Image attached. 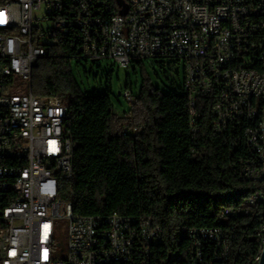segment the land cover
I'll list each match as a JSON object with an SVG mask.
<instances>
[{
    "label": "built area",
    "instance_id": "obj_1",
    "mask_svg": "<svg viewBox=\"0 0 264 264\" xmlns=\"http://www.w3.org/2000/svg\"><path fill=\"white\" fill-rule=\"evenodd\" d=\"M0 264H166L158 254L164 230L151 217L68 214L63 182L75 177L79 144L61 123L65 105L56 97L33 94V62L48 54L50 39L69 37L79 60L108 61L121 68L155 59L184 65V89L192 114L210 104L214 130L242 149L251 129V150L241 159L240 179L264 183V94L258 62H264V0H0ZM62 26V33H52ZM27 72V79H20ZM128 103L132 90L122 93ZM138 133L123 128L124 135ZM20 153V160H10ZM243 161H245L243 163ZM7 197L16 208L2 211ZM260 209L264 190L243 207L221 211L222 220ZM58 219L70 221L69 253L55 258ZM101 221V231H93ZM144 223V234H137ZM264 223V220H262ZM192 264H225L229 241L220 228L190 231ZM264 240V233L258 234ZM214 245V260L205 257ZM208 251V253H209ZM145 254V261H138ZM260 264V261H259Z\"/></svg>",
    "mask_w": 264,
    "mask_h": 264
},
{
    "label": "trees",
    "instance_id": "obj_2",
    "mask_svg": "<svg viewBox=\"0 0 264 264\" xmlns=\"http://www.w3.org/2000/svg\"><path fill=\"white\" fill-rule=\"evenodd\" d=\"M77 56L69 37L50 39L33 81L35 96L56 97L66 106L67 136L79 144L75 177L63 182L61 200L72 203L74 214L80 216L153 218L164 230L157 252L166 264H192L190 231L203 228H220L226 234L225 264H259L264 250V240L258 237L264 233L260 209L236 219L220 218L221 211L237 210L264 190V183L238 175L241 159L251 150L248 129L242 149L235 150L227 136L215 132L210 104H198L193 115L184 83L181 92L164 94L146 78L134 95L136 104L119 117L109 94L82 90L73 63L87 62ZM263 63L258 62L259 71H264ZM136 64L142 67L144 62ZM126 125L144 130L124 135ZM143 225L137 223V234H142ZM205 245L212 249L205 248V257L212 253L213 261L215 247ZM138 261H145V254H138Z\"/></svg>",
    "mask_w": 264,
    "mask_h": 264
},
{
    "label": "rangeland",
    "instance_id": "obj_3",
    "mask_svg": "<svg viewBox=\"0 0 264 264\" xmlns=\"http://www.w3.org/2000/svg\"><path fill=\"white\" fill-rule=\"evenodd\" d=\"M145 61L143 66L133 64L130 68H121L114 63L103 61L100 63H83L78 66L73 63L76 79L80 84L82 90L92 94H109L115 106V112L119 117L126 116L130 112L131 107L136 104L134 101L128 103L123 95L126 89L132 90L136 95L143 86L144 78L149 80L150 84L162 93L168 94L171 91L181 92L183 83L185 81L184 65L179 63H172L171 59ZM164 63H163V62ZM138 133L143 132L144 129H131ZM69 227L70 221L67 219H58L56 225V248L55 258L64 259L69 253Z\"/></svg>",
    "mask_w": 264,
    "mask_h": 264
},
{
    "label": "bare ground",
    "instance_id": "obj_4",
    "mask_svg": "<svg viewBox=\"0 0 264 264\" xmlns=\"http://www.w3.org/2000/svg\"><path fill=\"white\" fill-rule=\"evenodd\" d=\"M66 4H67V0H56V5H66ZM60 29H62V26H52V32ZM9 33H11V25L0 26V38H4L5 36H8ZM44 56L45 54H42V59ZM40 62L41 61L33 62V71H35V69L39 66ZM258 73H259V78H264V71L258 70ZM20 79H27V72H20ZM253 102H264V94L253 95ZM67 115H68V109L64 107V116H61V123L66 122ZM246 136L249 140V145L251 146V129L247 130ZM10 160H20V153H10ZM260 173H264V165L260 166ZM13 208H16V198L7 197V200H5L4 203H2V211H11V209ZM228 210H232V209H228ZM66 212H68V214H74L72 203H66ZM93 231H101V221H93ZM141 233L144 234V225H143V231ZM261 257L259 258V261H261Z\"/></svg>",
    "mask_w": 264,
    "mask_h": 264
},
{
    "label": "water",
    "instance_id": "obj_5",
    "mask_svg": "<svg viewBox=\"0 0 264 264\" xmlns=\"http://www.w3.org/2000/svg\"><path fill=\"white\" fill-rule=\"evenodd\" d=\"M120 95H122V93H119V96ZM260 264H264V250H263V253H262Z\"/></svg>",
    "mask_w": 264,
    "mask_h": 264
},
{
    "label": "snow or ice",
    "instance_id": "obj_6",
    "mask_svg": "<svg viewBox=\"0 0 264 264\" xmlns=\"http://www.w3.org/2000/svg\"><path fill=\"white\" fill-rule=\"evenodd\" d=\"M0 22H3V14L0 13Z\"/></svg>",
    "mask_w": 264,
    "mask_h": 264
}]
</instances>
